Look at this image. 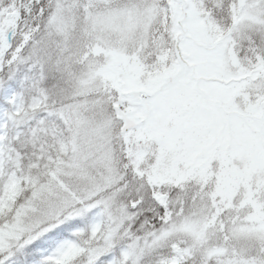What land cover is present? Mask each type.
I'll use <instances>...</instances> for the list:
<instances>
[{
    "label": "snow or ice",
    "instance_id": "6c2138e0",
    "mask_svg": "<svg viewBox=\"0 0 264 264\" xmlns=\"http://www.w3.org/2000/svg\"><path fill=\"white\" fill-rule=\"evenodd\" d=\"M0 264H264V0H0Z\"/></svg>",
    "mask_w": 264,
    "mask_h": 264
},
{
    "label": "rangeland",
    "instance_id": "374dc122",
    "mask_svg": "<svg viewBox=\"0 0 264 264\" xmlns=\"http://www.w3.org/2000/svg\"><path fill=\"white\" fill-rule=\"evenodd\" d=\"M47 251H50V249H48ZM47 251H46V252H44V254H43V255H46V254H47Z\"/></svg>",
    "mask_w": 264,
    "mask_h": 264
},
{
    "label": "trees",
    "instance_id": "16d2710c",
    "mask_svg": "<svg viewBox=\"0 0 264 264\" xmlns=\"http://www.w3.org/2000/svg\"><path fill=\"white\" fill-rule=\"evenodd\" d=\"M36 247H39V245H37ZM44 251L41 253V255H43Z\"/></svg>",
    "mask_w": 264,
    "mask_h": 264
}]
</instances>
